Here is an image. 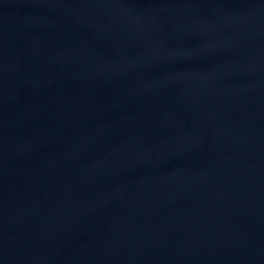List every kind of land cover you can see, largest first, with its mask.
Wrapping results in <instances>:
<instances>
[{
    "label": "water",
    "instance_id": "obj_1",
    "mask_svg": "<svg viewBox=\"0 0 264 264\" xmlns=\"http://www.w3.org/2000/svg\"><path fill=\"white\" fill-rule=\"evenodd\" d=\"M0 264H264V0H0Z\"/></svg>",
    "mask_w": 264,
    "mask_h": 264
}]
</instances>
